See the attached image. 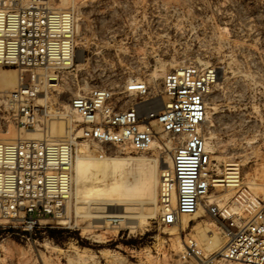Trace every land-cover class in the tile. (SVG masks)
<instances>
[{
    "label": "rangeland",
    "instance_id": "374dc122",
    "mask_svg": "<svg viewBox=\"0 0 264 264\" xmlns=\"http://www.w3.org/2000/svg\"><path fill=\"white\" fill-rule=\"evenodd\" d=\"M27 1L14 5L21 7ZM43 4L75 9L76 60L71 69L60 73L58 84L48 89L44 103L39 97L34 101L40 107L47 106L49 114L39 115L28 128L18 125L20 115L7 100L20 87L21 72L15 66L0 67V141L36 139L26 131L36 128L38 140L74 138L97 154L172 156V145L159 125L160 147L154 150L104 151L78 133L83 122L73 107L71 136H62L65 123L59 114L66 111V102L73 95L94 87H115L130 79L147 80L161 108L167 73L179 67L177 64H200L215 71L205 125L213 176L225 177L227 163L238 161L244 186L264 202V0H48ZM25 76L29 78V73ZM162 173L159 170L155 218L128 219L135 221V227L107 218L96 222L89 211L139 208H101L85 202L76 205L73 193L64 225L54 223L33 234L1 225L0 264H190L182 257L187 236L195 237L205 253L216 251L200 222L221 226L207 208L227 204L235 208L236 189L212 186L201 201V217L189 218L184 228L182 219L177 225H165L161 221ZM77 206L81 207L78 212ZM151 211V205L143 209ZM221 236L226 242L223 231ZM179 240L182 249L176 246Z\"/></svg>",
    "mask_w": 264,
    "mask_h": 264
},
{
    "label": "built area",
    "instance_id": "2783aa9c",
    "mask_svg": "<svg viewBox=\"0 0 264 264\" xmlns=\"http://www.w3.org/2000/svg\"><path fill=\"white\" fill-rule=\"evenodd\" d=\"M19 1L23 0H0V67L15 66L21 72L20 87L7 100L20 115L18 125L28 128L39 115L49 114L47 106L34 101L75 63L78 18L74 8H48L41 0L15 6ZM214 83L213 69L188 64L165 76L161 108L145 79L94 87L73 95L70 103L83 122L81 137L104 151H148L159 139L157 126L166 133L173 164L161 183L163 224L177 225L184 215H194L212 186L236 189L233 203L240 212L228 204L208 208L223 227L227 245L205 253L195 237L187 236L185 261L264 264V202L244 186L238 161L227 163L226 183L216 182L221 177L212 173L205 125ZM75 159L74 138L0 141V226L33 234L54 223L64 225L75 187Z\"/></svg>",
    "mask_w": 264,
    "mask_h": 264
},
{
    "label": "bare ground",
    "instance_id": "6f19581e",
    "mask_svg": "<svg viewBox=\"0 0 264 264\" xmlns=\"http://www.w3.org/2000/svg\"><path fill=\"white\" fill-rule=\"evenodd\" d=\"M41 2L47 4L48 0H41ZM62 8L66 7H53V9ZM177 66L183 65L177 64L176 67ZM10 76L14 77V74H11ZM57 84L58 83L56 82V80H52V86H56ZM47 99L48 96L46 94H41L38 101L44 103ZM65 109V112H61L59 114V118H61L63 123H65L63 126V135H61L64 137H70V124L74 121L75 116H72L70 113V109H72V105L70 102H66ZM207 118L208 116H206V119ZM26 131L29 135L32 136V138H38V136L36 135V128L28 129ZM78 133L82 135V129ZM53 136L56 137V135H52V137ZM47 140L58 141L62 140V138L56 137L49 138ZM77 144L78 143L76 142V148ZM156 147H160V144L157 140L153 142L149 150H154L156 149ZM77 150L79 153L76 154L74 172V182L76 184V190H74L73 192L75 194L76 205L78 203L85 202L87 204H99L101 205V208L104 207V205H127L136 206V208H139V211H89L88 214L90 216L97 218L96 222H102L103 218H107L112 221H127L130 222V224L133 223L131 224V227H135V221L130 220L141 219L145 217H156L157 204L159 201V170H162L164 173L172 167L173 162L172 156L170 154H167L164 158L153 156H117L105 153L97 154L94 153V151H92L86 143L78 144ZM163 173L161 175V182L163 180ZM215 181L221 184L222 182L226 183L228 180L226 178H220L216 179ZM217 186L220 185L218 184ZM175 201L176 196L173 192V202L175 203ZM147 205H151L152 207V211L150 213L143 212L144 207ZM76 208L78 212V209H80L81 207L77 206ZM95 208L97 207L95 206ZM236 209L238 208H233L234 211ZM207 211L209 212L208 208ZM201 216L202 214L200 211V207L194 215H184L182 217L183 228L189 225V218L193 219ZM200 223V227H204L210 236V240L208 243L213 245L214 248L216 247V251L223 249L227 245V241L224 242V240L222 239L223 237L221 236L222 231L224 232L223 227L218 226V224L216 223L205 224L204 222V224H202V221ZM200 231H202V229H200ZM176 246L177 248L182 249L180 240L178 241V244H176Z\"/></svg>",
    "mask_w": 264,
    "mask_h": 264
}]
</instances>
